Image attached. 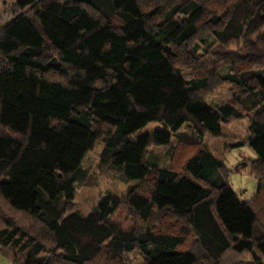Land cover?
<instances>
[{
  "label": "trees",
  "instance_id": "1",
  "mask_svg": "<svg viewBox=\"0 0 264 264\" xmlns=\"http://www.w3.org/2000/svg\"><path fill=\"white\" fill-rule=\"evenodd\" d=\"M221 86L230 98L207 106ZM242 119L248 200L203 144ZM151 122L162 128L139 135ZM97 140L100 172L127 187L82 215L73 200ZM152 149L166 166L148 162ZM121 206L129 227L114 217ZM132 253L264 264V0H14L0 27V254L128 264Z\"/></svg>",
  "mask_w": 264,
  "mask_h": 264
},
{
  "label": "rangeland",
  "instance_id": "2",
  "mask_svg": "<svg viewBox=\"0 0 264 264\" xmlns=\"http://www.w3.org/2000/svg\"><path fill=\"white\" fill-rule=\"evenodd\" d=\"M13 4L14 0H0V27H2L11 17ZM181 75L184 79H188L191 76V73L189 71L182 70ZM229 98L230 92L228 88L221 86L216 88L212 93H210V95L207 96L205 103L207 106L212 107L227 101ZM185 125L186 124H183L178 131L182 133L186 132L187 127ZM246 126L247 120L242 119L224 126L222 128L221 137L211 138L205 136L203 139V144L206 145L209 151L223 162L228 184L243 200L250 199L254 195L257 187L255 178L248 172L250 162H246L248 159L252 160L254 157L251 150L244 147L246 146L244 143ZM161 128V123L151 122L146 124L139 131V135L150 130ZM171 139H174V137L172 136ZM233 143L235 146H232ZM101 148L102 142L101 140H97L93 150L87 153L81 162V166L88 173V178L85 183L76 186L73 209L78 210V212L82 215L88 212L98 196L107 192L122 195L126 191V184L117 181L113 177H106V175H103L102 172H100L97 163ZM175 151L177 153L174 152V154L176 153L175 155L178 157L182 149L177 148ZM150 153L153 154L152 156L157 157V160H154L153 157H149L148 162L159 168L166 166L169 161L167 152L161 151L160 149H152ZM174 162L177 163V158ZM131 183L133 184L135 182ZM114 217L121 223L122 226H130V217L125 207H119L117 212L114 214ZM127 259L129 260L128 264H142L141 258L135 253L130 254ZM0 264L13 263L8 258L0 254Z\"/></svg>",
  "mask_w": 264,
  "mask_h": 264
},
{
  "label": "crops",
  "instance_id": "3",
  "mask_svg": "<svg viewBox=\"0 0 264 264\" xmlns=\"http://www.w3.org/2000/svg\"><path fill=\"white\" fill-rule=\"evenodd\" d=\"M232 146H235L234 143L232 144ZM244 147L248 148L247 146H244ZM243 159H244V158H243ZM253 159H254V157H253ZM253 159H252V160H253ZM252 160H251V159H248L246 162L249 163V162H251ZM244 161H245V159H244ZM238 163H239V162H238ZM239 164H240V163H239ZM241 166H242V165H241Z\"/></svg>",
  "mask_w": 264,
  "mask_h": 264
}]
</instances>
